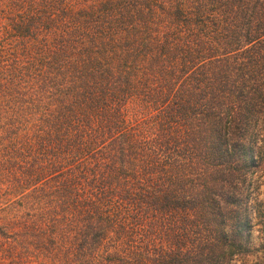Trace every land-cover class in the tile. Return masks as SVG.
Segmentation results:
<instances>
[{
    "label": "trees",
    "instance_id": "trees-1",
    "mask_svg": "<svg viewBox=\"0 0 264 264\" xmlns=\"http://www.w3.org/2000/svg\"><path fill=\"white\" fill-rule=\"evenodd\" d=\"M249 255L264 0H0V264Z\"/></svg>",
    "mask_w": 264,
    "mask_h": 264
},
{
    "label": "rangeland",
    "instance_id": "rangeland-1",
    "mask_svg": "<svg viewBox=\"0 0 264 264\" xmlns=\"http://www.w3.org/2000/svg\"><path fill=\"white\" fill-rule=\"evenodd\" d=\"M261 258H263L261 256ZM255 260V256L254 255H249L248 257H246V259H243L241 261H236L234 264H252Z\"/></svg>",
    "mask_w": 264,
    "mask_h": 264
}]
</instances>
